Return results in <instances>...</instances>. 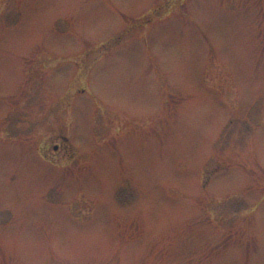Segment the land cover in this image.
Instances as JSON below:
<instances>
[{"label":"rangeland","instance_id":"rangeland-1","mask_svg":"<svg viewBox=\"0 0 264 264\" xmlns=\"http://www.w3.org/2000/svg\"><path fill=\"white\" fill-rule=\"evenodd\" d=\"M0 264H264V0H0Z\"/></svg>","mask_w":264,"mask_h":264},{"label":"trees","instance_id":"trees-1","mask_svg":"<svg viewBox=\"0 0 264 264\" xmlns=\"http://www.w3.org/2000/svg\"><path fill=\"white\" fill-rule=\"evenodd\" d=\"M121 37H119V39H120Z\"/></svg>","mask_w":264,"mask_h":264}]
</instances>
